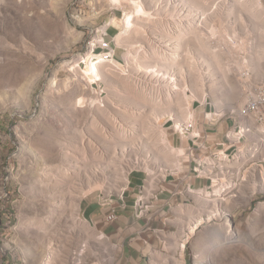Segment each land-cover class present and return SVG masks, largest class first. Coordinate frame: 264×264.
<instances>
[{
  "label": "rangeland",
  "instance_id": "rangeland-1",
  "mask_svg": "<svg viewBox=\"0 0 264 264\" xmlns=\"http://www.w3.org/2000/svg\"><path fill=\"white\" fill-rule=\"evenodd\" d=\"M259 1L0 0V264H64L56 244L77 222L88 232L78 250L91 247L84 191L121 192L123 168L136 162L173 169L168 119L187 134L192 97L237 116L238 56L249 84L264 82L251 74L264 78ZM93 51L110 61L91 67ZM253 130V147L239 148L243 173L237 161L228 179L220 154L224 181L169 208L148 264H264V171L255 164L264 150Z\"/></svg>",
  "mask_w": 264,
  "mask_h": 264
},
{
  "label": "built area",
  "instance_id": "built-area-1",
  "mask_svg": "<svg viewBox=\"0 0 264 264\" xmlns=\"http://www.w3.org/2000/svg\"><path fill=\"white\" fill-rule=\"evenodd\" d=\"M108 34V33H107ZM106 34V35H107ZM107 48V43H103L101 46ZM112 50V49H110ZM114 52V51H113ZM239 60L237 61L240 64V67H232L240 79V92H241V104L240 106V114H247L248 121L253 125L256 130V138L254 139L256 152L263 153L264 150V84H249V79L246 78V71L241 68V61H243V55L238 56ZM237 63L236 61H234ZM233 64V63H231ZM254 76H258L254 72ZM97 93L98 98L102 101L104 91L102 87H99V91ZM191 105H193V109L200 110V116H198V122L203 123V130L211 127V125L216 124L220 121L212 120V115H209V108L207 107L206 96L203 100H200L196 97H192ZM240 114L237 117H240ZM237 117H227L237 118ZM197 123H193L190 125L189 130L192 133H196V140H189L190 144L185 146L186 156H180L178 162L181 163V170L179 173L183 172L184 165L189 166V171L194 175V177L199 178L204 181V184L198 187L191 186L190 182H187L185 185V192H194L195 196H200L203 198V194H200V187H209V189H214V187L218 184L219 181L224 180H213L209 177L203 176V169L205 166H200V156L204 154V152H215V151H225V153H229L233 151V145L239 144L238 141L232 140V127L233 125L228 126V128L223 132V139L214 143V145H207L204 140V132L199 131L197 129ZM205 125V126H204ZM161 127V126H159ZM162 128V127H161ZM166 128L170 129V135L176 138V141H179L180 144L184 139H188L184 137V132L173 131V129L168 126ZM170 142L174 145V139H170ZM176 146V145H174ZM196 147L197 153L191 155V151ZM246 156L245 154H239V161L236 164V168L239 169V162ZM193 157V158H191ZM185 159V160H184ZM210 162V161H209ZM140 171L143 172L142 180H147V188H140V185L136 186L135 197L132 201V219L134 221L143 220V229L139 230L141 232L145 229L161 230L159 227H163L165 225V221L168 219L167 217H163L159 219V223H157V227L153 226L155 215L151 212L152 208H155L157 205V201L159 199V194L163 190V185L168 181V177H163V170L156 171H145L143 170V165L139 162H136L132 166H126L123 168V189L121 192H114V185L110 187H105L103 189H94L95 187H89L88 190L84 191L83 195L80 198L79 205L81 200L85 197L90 196L93 192L98 205L107 209L108 211L104 215V219L106 221H114L117 218L116 208L118 206L124 207L126 204V197L129 194L130 188V176L133 172ZM188 175V174H187ZM236 177V181H238V176ZM239 184V182H238ZM236 185V184H235ZM235 187V186H233ZM258 189V188H254ZM227 194V191H226ZM225 194V195H226ZM221 198V197H217ZM224 198V197H222ZM186 202V201H185ZM186 204V203H185ZM80 208V207H79ZM78 208V209H79ZM81 215H84L81 212ZM75 218V217H74ZM76 220V218H75ZM86 221L91 222V230L99 231V239L94 245L91 247H86V251H79L77 244V237H80V232H87L83 230V222H77V229H73V234L65 235L64 239L56 244L58 250H66V261L64 264H69L70 259H77L78 264H112L116 258V252L119 247V243L111 240L110 236L99 229L96 224L86 217ZM159 226V227H158ZM88 235V232H87ZM146 243L147 241L144 240ZM62 248V249H61Z\"/></svg>",
  "mask_w": 264,
  "mask_h": 264
},
{
  "label": "crops",
  "instance_id": "crops-1",
  "mask_svg": "<svg viewBox=\"0 0 264 264\" xmlns=\"http://www.w3.org/2000/svg\"><path fill=\"white\" fill-rule=\"evenodd\" d=\"M260 3H262V7L264 8V0H260ZM117 51H114V53ZM118 59H121V55H117ZM251 74L252 77L255 80H263L264 78L262 76H254V71L251 68ZM208 104V103H207ZM208 107V106H207ZM201 108L194 110L191 113V117H187L186 119H183L184 121L190 120L192 125L193 123L198 122V116H200V110ZM211 111L209 112V115H212V120L220 121L216 124H212L211 127H208L203 130V123L198 122L197 129L199 131H203L205 136L204 140L207 145H214L215 142L223 139V132L228 128L229 124L233 125L232 127V133L233 129L237 127V123H240V127L244 128V136L245 141H238L237 138L232 134V140L240 142L239 144L233 145V151H230L229 153H225V151H215V152H204V154H201L200 156V166H205V169L207 171V174L203 173L204 177H209L213 180H219L216 178V162L218 156L220 154L226 156L224 160L225 163H223V166L229 168L227 169L228 179H231V176L235 172L234 163L239 161V159H236L237 152L240 153L239 148L243 146H252L250 143V135L249 132L251 129H254L252 126H249V121L244 120L243 118L238 119L237 116L234 113H231L229 110L222 113L221 116L216 117L213 112H215V108H210ZM227 117H237V118H230L227 119ZM182 120V121H183ZM168 122H171L168 119ZM189 125V128H190ZM172 125H170L171 127ZM205 126V125H204ZM253 130V131H254ZM178 131V130H175ZM186 133V132H185ZM184 133V137L188 139H184L181 144L179 141H176V138L170 135V139H174V146L171 142L172 148L176 152V162L174 164L173 169H170L168 173L164 177H168V181L163 185V190L159 194V199L157 201V205L155 208L151 209V212L155 215V220L160 219L163 217H169L168 214H166L171 208L172 205L176 204H182L185 203V201H188L191 193L194 192H185V185L187 182L191 183V186L198 187L204 184V181L194 177V175L189 171V166L184 165L183 172L179 173L181 170V163L178 162V159L180 156H186L185 146L190 144L189 140H196V133H192L191 130L188 129L187 134ZM256 133V132H255ZM253 147V146H252ZM197 153L196 147L191 151V155ZM242 154V153H240ZM193 158V157H191ZM260 160V161H259ZM210 161V162H209ZM259 163H255L257 166H260V171H264L263 164H264V157L261 159H258ZM253 164V163H252ZM220 166V164H219ZM252 166V165H251ZM241 172H239V175L243 173L242 169L239 168ZM249 169V168H248ZM238 171V169H236ZM137 171L133 172L130 176V188H129V194L126 197V205L124 207L118 206L116 208L117 218L114 221H106L104 219V215L108 211L106 208H101L95 197L93 196H87L83 200H81L79 205V211L83 212V217L86 221V217L91 219L96 226L106 232L111 240L116 241L119 243V247L116 252V258L112 264H148V255L149 252L153 246V236L152 229H145L141 232V234L138 232L139 230L143 229V220L134 221L132 219V201L135 197L136 193V186L140 185V188H147V181L142 180L143 172H140L139 174L136 173ZM188 174V175H187ZM264 177V176H263ZM227 179V180H228ZM219 183V182H218ZM209 187H200V192H209ZM88 224H91L90 221H86ZM157 223L155 222L152 224L153 226H156ZM97 232V231H96ZM144 240L147 242L145 243Z\"/></svg>",
  "mask_w": 264,
  "mask_h": 264
},
{
  "label": "bare ground",
  "instance_id": "bare-ground-1",
  "mask_svg": "<svg viewBox=\"0 0 264 264\" xmlns=\"http://www.w3.org/2000/svg\"><path fill=\"white\" fill-rule=\"evenodd\" d=\"M119 26H120V29L122 30L123 29V22H119ZM120 32V31H119ZM110 52V51H109ZM108 53V52H107ZM110 54H102V53H97V52H92L91 56H90V59H91V67H95V61L96 62H100V63H105V62H108L110 61V59L108 58ZM114 66V65H113ZM89 67H90V64H89ZM88 70L89 69H86L84 70V72L88 73ZM89 79V78H88ZM90 80V79H89ZM254 84H264V82H261V81H256ZM206 95H203L202 96V99H204ZM206 101H207V97H206ZM235 111L232 110L231 113H234ZM214 115L216 117H219L222 115V113H219L217 111L213 112ZM240 114V108L238 110V112ZM241 116H243L244 118L248 119V115L247 114H240ZM172 126L176 129L179 128V124H176L175 122L172 121ZM189 129V128H188ZM244 128H241L239 125L237 127H235L233 129V135L237 138L238 141H245V136H244ZM203 173H205V175L207 174V171L206 170H203ZM143 188V187H142ZM217 191V190H216ZM196 227H192L191 228V232L193 233L195 231ZM99 239V231H97V236H96V240L94 241L97 242V240ZM94 245V244H93ZM80 251H86L85 248L81 249ZM69 264H78V260L77 259H70L69 261Z\"/></svg>",
  "mask_w": 264,
  "mask_h": 264
}]
</instances>
